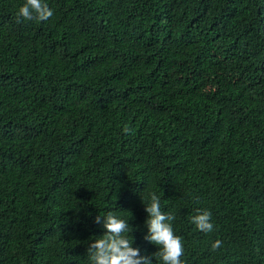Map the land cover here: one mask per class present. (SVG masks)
<instances>
[{"label": "trees", "instance_id": "16d2710c", "mask_svg": "<svg viewBox=\"0 0 264 264\" xmlns=\"http://www.w3.org/2000/svg\"><path fill=\"white\" fill-rule=\"evenodd\" d=\"M45 2L0 0V264H90L108 212L157 264L149 192L183 264H264V0Z\"/></svg>", "mask_w": 264, "mask_h": 264}, {"label": "clouds", "instance_id": "9594fccd", "mask_svg": "<svg viewBox=\"0 0 264 264\" xmlns=\"http://www.w3.org/2000/svg\"><path fill=\"white\" fill-rule=\"evenodd\" d=\"M53 15V10L45 0H25L16 14V19L18 23L24 21L39 23L48 21ZM123 132L131 135L133 129L129 125H124ZM148 198L149 202L145 205L148 214L145 227L148 233L144 239L158 246L159 251L154 254L157 264H183L181 259L184 255L183 238L176 235L173 228L176 215L162 210L161 200L155 192H149ZM188 219L201 233L208 234L214 230L210 210L199 209ZM95 223L102 225L105 234L90 244L88 248L90 264H152V257L141 256L140 249L133 247L134 237L128 233H133L134 229L129 221L120 218L115 212H108L97 216ZM221 247L222 241L217 239L212 243L211 250L216 252Z\"/></svg>", "mask_w": 264, "mask_h": 264}]
</instances>
